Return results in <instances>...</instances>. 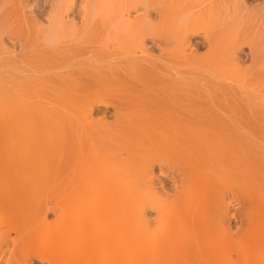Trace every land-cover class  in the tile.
I'll return each mask as SVG.
<instances>
[{
	"label": "bare ground",
	"instance_id": "1",
	"mask_svg": "<svg viewBox=\"0 0 264 264\" xmlns=\"http://www.w3.org/2000/svg\"><path fill=\"white\" fill-rule=\"evenodd\" d=\"M0 184L4 264H264V0H0Z\"/></svg>",
	"mask_w": 264,
	"mask_h": 264
},
{
	"label": "rangeland",
	"instance_id": "2",
	"mask_svg": "<svg viewBox=\"0 0 264 264\" xmlns=\"http://www.w3.org/2000/svg\"><path fill=\"white\" fill-rule=\"evenodd\" d=\"M17 190L12 191L10 190V188L9 190L5 189V187H3L0 184V203H1L0 205L2 206V207L0 206V210H1L0 211V222L3 220L0 223L1 224L0 230L2 232V235L0 233V236H2V238L4 237V240L2 239L3 242L6 241V239L8 238L9 239L7 241H10L9 244H4L5 242L3 243L0 240V245H1L0 249H3L4 247L5 248L8 247L9 249L10 247V249L9 250L6 249L5 252H4V249L0 251V254L2 255V261H1L2 263L1 262L0 263L4 264L5 261H3L4 259L3 257L12 256L13 254L15 255L16 258H22L26 256L47 257V258L61 257L62 258L70 254L72 252L70 250L69 251L68 250H57L55 248L48 246L47 244L40 243L36 239H29V238L20 239L19 238L22 235L26 236L30 233L25 226L29 224L32 217L34 218V217H44L45 216V217H49L48 221H53L55 217H57L56 213L59 211L57 210L58 207L64 205V202L58 197L59 188L53 187V188L40 189L38 188V186H36V188H33L31 186L30 189L29 187H25V189L23 190H20V189L19 191ZM45 204H47V206L49 207V210L47 211H45V208H44ZM238 206L239 207L236 209L241 210V206L240 205ZM1 217H3V219ZM107 218L108 217L97 216L96 221L100 229L99 232H102L103 228L105 227L104 225H106V222L108 220ZM49 225L50 224H48V226H45L41 229H37L34 232V235L39 236L43 232H47L51 230ZM3 234L6 236H4ZM13 240H15L14 243L12 242ZM109 250L110 248H107V249H104L103 251L105 253V252H108ZM8 251H11L10 255ZM12 251H14V253ZM1 252H3L4 254H6L7 252L8 255L6 254V256H4V254H2ZM134 254H132V256H136V254L135 255Z\"/></svg>",
	"mask_w": 264,
	"mask_h": 264
}]
</instances>
